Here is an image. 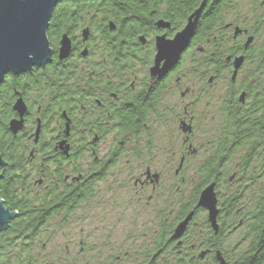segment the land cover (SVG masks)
<instances>
[{"label":"flooded vegetation","instance_id":"obj_1","mask_svg":"<svg viewBox=\"0 0 264 264\" xmlns=\"http://www.w3.org/2000/svg\"><path fill=\"white\" fill-rule=\"evenodd\" d=\"M226 1L206 0L168 69L157 40L171 41L202 0L54 7L50 62L0 86L3 138L19 147L0 154V183L31 197L44 221L22 232L33 236L32 264H264V55ZM181 13L176 26L168 15ZM207 13L226 18L205 34ZM208 188L212 218L197 207Z\"/></svg>","mask_w":264,"mask_h":264},{"label":"water","instance_id":"obj_2","mask_svg":"<svg viewBox=\"0 0 264 264\" xmlns=\"http://www.w3.org/2000/svg\"><path fill=\"white\" fill-rule=\"evenodd\" d=\"M62 0H0V86L5 76H18L30 72L33 68L44 67L50 62V50L45 33L48 21L54 7ZM206 0H203L198 9L188 17L184 28L171 41L162 38L157 40L156 63L164 60V69L172 67L178 56L188 45L204 9ZM161 22H159L160 24ZM251 40L249 39L246 46ZM69 54L68 41L63 38L60 43L59 59ZM241 64V58L234 61V69ZM13 110L21 118L25 108L21 101H17ZM20 122H10V130L15 133ZM4 166L0 158V168ZM2 176L0 175V181ZM197 207L209 210L212 218L213 194L210 188L204 190L199 198ZM15 213L5 209L0 199V231L7 228L15 218ZM189 218L179 224L173 239L181 236Z\"/></svg>","mask_w":264,"mask_h":264},{"label":"trees","instance_id":"obj_3","mask_svg":"<svg viewBox=\"0 0 264 264\" xmlns=\"http://www.w3.org/2000/svg\"><path fill=\"white\" fill-rule=\"evenodd\" d=\"M127 1V0H124ZM203 1V0H202ZM243 0H227L225 4L231 6L232 9L228 10L229 17L233 18L235 21H241L240 12ZM250 13L253 15L252 21H250L251 31L259 36V29L264 25V0H252L249 4ZM224 14H205L208 19L202 22L199 21L200 32H206L208 34L213 32L215 24L217 22L223 21L226 17ZM187 13L181 14H169V18H173L176 26H179L181 22H184ZM203 14V17H205ZM216 16V18H215ZM247 16L242 17V23L245 25V19ZM248 27V26H247ZM259 45V44H258ZM261 55H264V40L262 44L259 45L257 49ZM261 69H264V58ZM14 85L13 82L10 85ZM4 111V114H3ZM5 119V108L0 106V154L4 155L7 148L16 149L19 148L17 143L6 142L3 138V127ZM10 182L8 178H5L0 183V199L3 201L5 208H8L11 212H17V218L10 224L5 233L0 235V264H32L35 260V255L32 251L33 246V236L32 235H22V232H28L33 230L42 229L44 226V221L39 218L38 212H34L35 203L33 199L28 196L19 197L13 194V187L10 188L6 184ZM20 234V236H19Z\"/></svg>","mask_w":264,"mask_h":264},{"label":"rangeland","instance_id":"obj_4","mask_svg":"<svg viewBox=\"0 0 264 264\" xmlns=\"http://www.w3.org/2000/svg\"><path fill=\"white\" fill-rule=\"evenodd\" d=\"M251 1L252 0H243L241 12H240V17L241 16L242 17L247 16V18H244L245 19L244 21L246 23L245 25L248 27H250L252 25V24L250 25V23H251L250 21H252V19H253V15L249 12L250 11L249 4ZM242 17H241V21L243 20ZM263 40H264V25L259 29L258 44L259 45L262 44ZM93 217H94V214H93ZM115 217L116 216H114L113 218L112 217L107 218L109 220L105 223V226H107L108 230L109 229H112L113 231L115 230ZM92 219H90V220H92ZM85 226L87 228L91 227V221H89L88 223L86 222Z\"/></svg>","mask_w":264,"mask_h":264}]
</instances>
